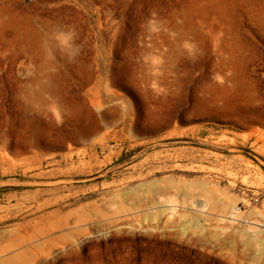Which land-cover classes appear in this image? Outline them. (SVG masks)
Returning <instances> with one entry per match:
<instances>
[{
	"label": "rangeland",
	"instance_id": "1",
	"mask_svg": "<svg viewBox=\"0 0 264 264\" xmlns=\"http://www.w3.org/2000/svg\"><path fill=\"white\" fill-rule=\"evenodd\" d=\"M259 121L264 0H0V264H264Z\"/></svg>",
	"mask_w": 264,
	"mask_h": 264
},
{
	"label": "bare ground",
	"instance_id": "2",
	"mask_svg": "<svg viewBox=\"0 0 264 264\" xmlns=\"http://www.w3.org/2000/svg\"><path fill=\"white\" fill-rule=\"evenodd\" d=\"M213 1H215V2H219L220 0H213ZM260 126H262V127H264V121H259V123H258ZM25 145V144H24ZM34 145V141L33 140H28L27 142H26V146L27 147H32Z\"/></svg>",
	"mask_w": 264,
	"mask_h": 264
}]
</instances>
